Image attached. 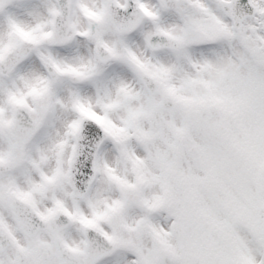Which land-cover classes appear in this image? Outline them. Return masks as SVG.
Here are the masks:
<instances>
[{"label":"snow or ice","instance_id":"1","mask_svg":"<svg viewBox=\"0 0 264 264\" xmlns=\"http://www.w3.org/2000/svg\"><path fill=\"white\" fill-rule=\"evenodd\" d=\"M0 264H264V0H0Z\"/></svg>","mask_w":264,"mask_h":264}]
</instances>
